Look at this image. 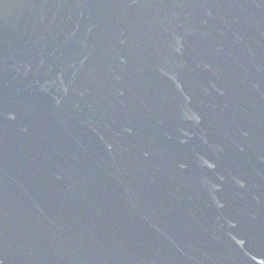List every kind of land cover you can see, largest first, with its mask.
I'll list each match as a JSON object with an SVG mask.
<instances>
[{"label": "water", "instance_id": "obj_1", "mask_svg": "<svg viewBox=\"0 0 264 264\" xmlns=\"http://www.w3.org/2000/svg\"><path fill=\"white\" fill-rule=\"evenodd\" d=\"M0 264H264V0H0Z\"/></svg>", "mask_w": 264, "mask_h": 264}]
</instances>
